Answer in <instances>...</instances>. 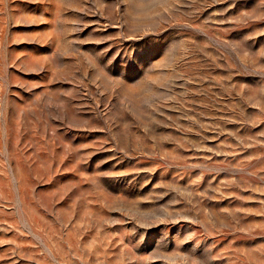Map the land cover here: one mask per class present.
<instances>
[{
  "label": "rangeland",
  "instance_id": "rangeland-1",
  "mask_svg": "<svg viewBox=\"0 0 264 264\" xmlns=\"http://www.w3.org/2000/svg\"><path fill=\"white\" fill-rule=\"evenodd\" d=\"M0 264H264V0H0Z\"/></svg>",
  "mask_w": 264,
  "mask_h": 264
}]
</instances>
